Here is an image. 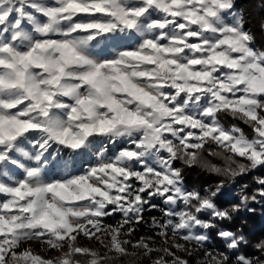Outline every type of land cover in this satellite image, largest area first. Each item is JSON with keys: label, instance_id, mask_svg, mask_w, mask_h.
<instances>
[{"label": "snow or ice", "instance_id": "1", "mask_svg": "<svg viewBox=\"0 0 264 264\" xmlns=\"http://www.w3.org/2000/svg\"><path fill=\"white\" fill-rule=\"evenodd\" d=\"M256 45L235 0H0V264H264L221 227L255 212L264 176L223 205V180L185 183L264 168ZM149 211L160 246L134 239Z\"/></svg>", "mask_w": 264, "mask_h": 264}, {"label": "trees", "instance_id": "2", "mask_svg": "<svg viewBox=\"0 0 264 264\" xmlns=\"http://www.w3.org/2000/svg\"><path fill=\"white\" fill-rule=\"evenodd\" d=\"M235 3L237 10L240 11L245 18V27L251 30L256 36V46L258 48H264V0H235ZM226 123H237L243 128L242 123L239 121L226 120ZM208 159L214 164L220 166L224 165V161L221 159L214 157H208ZM189 172L190 173L187 177L185 176L189 188L196 187L202 192L205 189H214L216 184L223 180L227 187L225 195L218 201L222 205L228 200H238L237 198L240 195V185L243 184L248 185L246 190L247 193L250 196L254 195L255 190L258 188V185L255 183V178L258 176H264V168L257 169L247 177L241 178L236 184H233L225 177L212 175L199 168L191 169ZM229 191L232 193L229 197H226ZM257 200L259 202L253 203L250 201V207L255 208L254 213L241 212L239 214L240 218H238L234 224H223L222 226L233 229H236L237 225L242 226L244 234L250 241L244 255L253 258L258 257L262 260V255L264 254H261L253 247L256 242L264 240V200H261L259 196H257ZM147 214L150 216H156L157 211H151Z\"/></svg>", "mask_w": 264, "mask_h": 264}, {"label": "rangeland", "instance_id": "3", "mask_svg": "<svg viewBox=\"0 0 264 264\" xmlns=\"http://www.w3.org/2000/svg\"><path fill=\"white\" fill-rule=\"evenodd\" d=\"M242 125H243V129H244L245 133H247V134H249V136H251L252 135L251 129L248 128L243 123H242ZM93 159H94L93 156H88V157H85V158L77 159L75 161V165L74 166H75L76 169H80V167L82 165L83 168L86 169L93 162ZM84 160H87L88 162L85 163ZM189 171H191V169H186L185 170V176L186 177L190 173ZM185 183L188 186V182H187L186 179H185ZM231 193L232 192L229 191V193H228V195L226 197H229L231 195ZM237 199H239V197ZM153 202L157 203V204L160 203L159 200H154ZM161 207H163V205H161ZM149 212H151V211H149ZM147 213L148 212H146V214H145V219H146V221H148V223H145V224H143V225H141L140 227L137 228L136 235H135L134 239L149 238V239H152L155 242L156 246H160L163 243V241L158 236L155 235V231L150 228V224H151V221H152V219L154 217L157 218L158 220H162L163 217L161 216V213L159 211H157L156 216H150ZM116 219H119V217L117 216L115 218L110 219L109 223H114ZM204 219H208V217L205 216ZM221 227H223V226L221 225ZM223 228H225V227H223ZM211 236H212V240H211V246L212 247H215V248L220 249V250H226L224 248L223 243L216 236L215 232H212ZM124 238H127V237H124ZM170 240H175L178 243H182V241H179L175 237H170ZM29 246L35 252H37L38 254L43 255L45 257V259L54 258L55 256L59 255V253H55V252L50 253V254L41 252L40 251V246L37 243H32ZM81 246L91 248L94 251H102V248L98 244L93 243V242H89V241H81ZM168 246H170V245H165V247H168ZM246 248H247V246L243 249V254L246 252ZM153 258H155V257H153ZM184 258L185 259H189V264H195V261L192 258H189V257H184ZM262 260H264V255H262ZM137 264H151V261L150 260H148V261H137Z\"/></svg>", "mask_w": 264, "mask_h": 264}]
</instances>
